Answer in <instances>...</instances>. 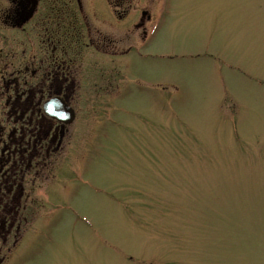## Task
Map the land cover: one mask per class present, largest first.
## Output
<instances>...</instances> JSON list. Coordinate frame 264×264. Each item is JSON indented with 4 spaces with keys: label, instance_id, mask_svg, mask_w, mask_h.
<instances>
[{
    "label": "rangeland",
    "instance_id": "1",
    "mask_svg": "<svg viewBox=\"0 0 264 264\" xmlns=\"http://www.w3.org/2000/svg\"><path fill=\"white\" fill-rule=\"evenodd\" d=\"M129 4L136 19L151 16L148 38L130 33L113 62L83 52L71 97L79 117L59 153L22 168L19 221L0 238V259L264 264V0ZM2 17L3 110L6 87L11 97L22 88L10 75L16 58L31 75L40 51L31 23L21 35ZM1 114L4 146L13 124ZM3 223L0 208V235Z\"/></svg>",
    "mask_w": 264,
    "mask_h": 264
},
{
    "label": "flooded vegetation",
    "instance_id": "2",
    "mask_svg": "<svg viewBox=\"0 0 264 264\" xmlns=\"http://www.w3.org/2000/svg\"><path fill=\"white\" fill-rule=\"evenodd\" d=\"M129 1L105 0V9L96 7L99 0H6L7 6L0 7L5 28L21 35L27 24L31 23L37 29L40 51V55L32 54L27 60L34 67L31 75L27 73L29 67L22 64L23 58H16L20 65L10 75L19 79L17 85L22 83V88L12 91L14 97L9 96L10 88L6 87L4 120L6 124L12 123L13 129L4 146L0 141V147L3 146L0 149V208L4 218V235L0 238L3 245L5 238L13 235V225L19 221L18 208L24 194L21 175L25 160L26 170L32 167V160L35 161L33 168H38L41 162L37 159L50 158L59 153L68 129L79 117V110L72 106L71 97L75 77L80 73L83 78V52L91 49L95 59L113 62L119 57L114 48L122 40L130 41V33L138 32L137 43L143 44L148 38L151 16L142 12L136 19V15L129 12ZM18 42L15 46L21 47ZM21 54L22 50L18 55ZM6 67L4 65L0 72L2 77L6 75ZM35 79L44 84L33 87L29 81ZM30 89H33L32 96H28ZM52 100H59L72 110L74 118L70 124L44 113V103ZM68 137L71 139V132ZM4 157L6 168L1 166ZM7 172L10 173L7 175ZM11 173L15 180L12 176L8 177ZM0 264H5L3 259H0Z\"/></svg>",
    "mask_w": 264,
    "mask_h": 264
},
{
    "label": "water",
    "instance_id": "3",
    "mask_svg": "<svg viewBox=\"0 0 264 264\" xmlns=\"http://www.w3.org/2000/svg\"><path fill=\"white\" fill-rule=\"evenodd\" d=\"M43 110L48 117L65 124H70L74 118L72 110L59 100L44 103Z\"/></svg>",
    "mask_w": 264,
    "mask_h": 264
},
{
    "label": "trees",
    "instance_id": "4",
    "mask_svg": "<svg viewBox=\"0 0 264 264\" xmlns=\"http://www.w3.org/2000/svg\"><path fill=\"white\" fill-rule=\"evenodd\" d=\"M2 96H3V94H0V100H1V97H2ZM4 102H5V101H4ZM4 102H3V104H2V105H3L2 108H4ZM0 110H2V109H0ZM1 113L4 114V113H5V110L3 109L2 112H0V114H1ZM2 114H1V115H2ZM12 147H14V145H13ZM12 147H11V150H12ZM5 158H6V157H4V159H5ZM4 159L2 160V164H1V166H3V167L6 168V166H5V161H6V159H5V160H4ZM34 162H35V161L32 160V164H31L32 166L34 165ZM25 166H26V161L24 162V166H23V167L25 168ZM4 172L6 173V171H4ZM8 173H10V172H7V175H8ZM11 176L14 177V174L11 173V175H9L8 177L10 178ZM5 177L7 178L6 174H5ZM0 181H1V180H0ZM10 182H12V181H10Z\"/></svg>",
    "mask_w": 264,
    "mask_h": 264
}]
</instances>
